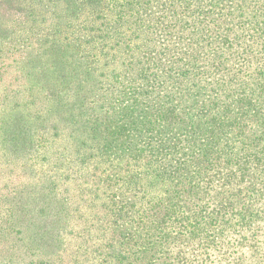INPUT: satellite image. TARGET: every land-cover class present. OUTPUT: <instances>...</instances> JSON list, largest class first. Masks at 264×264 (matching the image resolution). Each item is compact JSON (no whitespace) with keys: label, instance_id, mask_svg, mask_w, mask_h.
Listing matches in <instances>:
<instances>
[{"label":"trees","instance_id":"obj_1","mask_svg":"<svg viewBox=\"0 0 264 264\" xmlns=\"http://www.w3.org/2000/svg\"><path fill=\"white\" fill-rule=\"evenodd\" d=\"M85 1L129 33L55 49L76 59L96 43L127 80L84 137H68L70 170L84 165L74 182L87 214L56 211L48 230L11 212L0 233L6 256L15 264H240L248 256L264 264V0Z\"/></svg>","mask_w":264,"mask_h":264},{"label":"rangeland","instance_id":"obj_2","mask_svg":"<svg viewBox=\"0 0 264 264\" xmlns=\"http://www.w3.org/2000/svg\"><path fill=\"white\" fill-rule=\"evenodd\" d=\"M108 19L85 0H0V233L15 211L24 210L30 225L38 221L48 230L56 211L87 214L88 201L79 202L84 193L74 182L84 165L70 170L68 137H84L88 121L115 105L127 80L110 69L116 65L111 52L96 43L89 44L88 57L78 52L76 59L55 49L71 40H113L118 31L129 37ZM37 51L41 55L34 63L29 57ZM37 65H43L40 72ZM15 241H10L13 252L24 257ZM6 245H0V264H15L18 259L6 256ZM255 258L244 257L240 264H255Z\"/></svg>","mask_w":264,"mask_h":264}]
</instances>
